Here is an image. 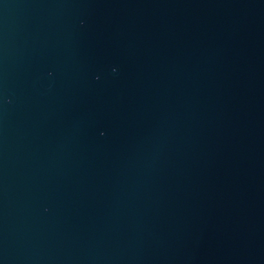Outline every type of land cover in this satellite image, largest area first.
Instances as JSON below:
<instances>
[{"label":"water","instance_id":"95a60500","mask_svg":"<svg viewBox=\"0 0 264 264\" xmlns=\"http://www.w3.org/2000/svg\"><path fill=\"white\" fill-rule=\"evenodd\" d=\"M0 264H264V0H0Z\"/></svg>","mask_w":264,"mask_h":264}]
</instances>
